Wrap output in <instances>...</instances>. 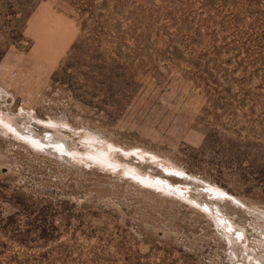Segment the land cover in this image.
<instances>
[{
  "label": "rangeland",
  "instance_id": "obj_1",
  "mask_svg": "<svg viewBox=\"0 0 264 264\" xmlns=\"http://www.w3.org/2000/svg\"><path fill=\"white\" fill-rule=\"evenodd\" d=\"M0 119V264H264V0H0Z\"/></svg>",
  "mask_w": 264,
  "mask_h": 264
},
{
  "label": "bare ground",
  "instance_id": "obj_2",
  "mask_svg": "<svg viewBox=\"0 0 264 264\" xmlns=\"http://www.w3.org/2000/svg\"><path fill=\"white\" fill-rule=\"evenodd\" d=\"M0 120H1V119H0ZM2 121H3V120H2ZM4 122H5V121H4ZM86 138H87V137H86ZM89 138H90V137H89ZM91 140H93V139L91 138ZM87 141H88V140H87ZM90 145H91V144H90ZM95 146H96V145H95ZM93 147H94V146H93ZM94 148H95V147H94ZM94 148H93V149H94ZM96 149H97V147H96ZM96 149H94V150H96ZM98 150H100V148L97 149V151H98ZM89 151H90V150H89ZM100 151H101V150H100ZM102 151H104V150H102ZM90 152H91V151H90ZM90 152H89V153H90ZM93 152H94V151H93ZM104 152H105V151H104ZM76 155H77V154H76ZM93 155H95V154H93ZM77 156H79V155H77ZM106 158H107V157H106ZM106 158H105V161H106Z\"/></svg>",
  "mask_w": 264,
  "mask_h": 264
}]
</instances>
